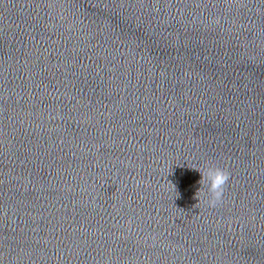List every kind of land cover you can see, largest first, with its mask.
Masks as SVG:
<instances>
[{
	"label": "water",
	"instance_id": "1",
	"mask_svg": "<svg viewBox=\"0 0 264 264\" xmlns=\"http://www.w3.org/2000/svg\"><path fill=\"white\" fill-rule=\"evenodd\" d=\"M0 264H264V0H0Z\"/></svg>",
	"mask_w": 264,
	"mask_h": 264
},
{
	"label": "clouds",
	"instance_id": "2",
	"mask_svg": "<svg viewBox=\"0 0 264 264\" xmlns=\"http://www.w3.org/2000/svg\"><path fill=\"white\" fill-rule=\"evenodd\" d=\"M198 172L200 175L199 187L195 192L194 199L198 203L200 197H203L209 207H215L222 200L229 175L225 170L211 165L205 167L202 172Z\"/></svg>",
	"mask_w": 264,
	"mask_h": 264
}]
</instances>
